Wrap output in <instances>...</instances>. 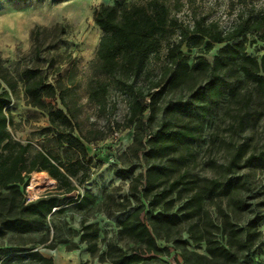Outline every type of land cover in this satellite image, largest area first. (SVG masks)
Here are the masks:
<instances>
[{"label":"trees","instance_id":"16d2710c","mask_svg":"<svg viewBox=\"0 0 264 264\" xmlns=\"http://www.w3.org/2000/svg\"><path fill=\"white\" fill-rule=\"evenodd\" d=\"M93 19L102 35L90 62L92 76L88 81L87 98L103 111L112 83L128 96L123 126H134L132 149L142 154L145 164V171L132 177L125 196L113 199L106 195L102 202L109 213L137 205L120 222L118 231L121 239L131 241L134 246L123 249L116 242H109L107 249L100 252L99 260L109 264H142L167 253L172 247L181 258L177 264H252L250 252L261 242L263 233L258 224L264 217V210H250L243 196L246 184L232 180L221 184L217 177L189 175L182 168V158L178 163L171 160L179 147L192 137V129L188 126L176 128L164 122L153 132L146 133L144 124L155 120L159 102L169 91L188 88L199 101L210 99L219 103L223 97L221 75L233 67H237L264 98V52L252 56L244 50L240 52L239 43L229 45L230 41L247 34L264 41V11L242 3L235 23L227 30L219 21L209 20L207 15L194 16L192 25H182L163 0H146L130 6L101 5L94 11ZM39 33V29L33 31L34 39ZM175 33H178L177 39H173ZM164 41L167 53L162 74L148 86H138V78L150 55L157 53ZM222 43L230 52L217 56L213 66L202 56L189 62L187 53L193 49L204 46L207 53L215 44ZM34 51H40L37 44H34ZM5 63L0 55V239L8 233L27 235L44 224L53 210L58 211L56 207L60 203L53 193L25 202L24 191L32 172L46 171L56 180L58 190L70 193L76 189L72 178L83 169L88 157L84 142L103 138L102 132L79 130L68 101L70 88L62 86L59 76L52 82L39 69L30 68L24 71L25 104L45 112L49 121L46 129L56 132V141L61 147L66 145L75 151L66 156L64 162L44 149L30 155L31 144L14 140L8 129L13 123L9 114L10 98L18 82ZM211 68L215 73L212 78L208 75ZM234 95L242 108H246L252 91ZM56 97L63 108L46 101V98ZM240 155L232 153L224 164L227 172L236 168ZM218 187H222L229 211L223 214L220 224L213 221L205 207L206 194ZM95 199L86 193L78 206L85 207ZM246 212L251 216L240 224L241 215ZM82 229L80 241L95 255L99 251V228L88 223ZM215 231L226 235L225 243L214 238ZM48 239V235L42 239V247L55 249L56 245L46 244ZM159 241L170 243V246H161ZM202 243L205 244L204 253L196 250ZM0 264L54 262L53 257L44 256L38 248L15 246L0 247Z\"/></svg>","mask_w":264,"mask_h":264},{"label":"rangeland","instance_id":"374dc122","mask_svg":"<svg viewBox=\"0 0 264 264\" xmlns=\"http://www.w3.org/2000/svg\"><path fill=\"white\" fill-rule=\"evenodd\" d=\"M146 0H0V55L6 61L5 66L15 76L18 85L11 95L9 114L13 123L8 127L14 140L31 144L29 153L44 149L58 156L64 162L66 156L75 151L56 141V132L46 129L48 117L42 110L25 104L24 71L36 68L42 71L50 81L58 76L62 86L70 88L68 101L73 108L79 130L102 132L103 138L84 142L88 157L84 167L72 178L76 189L62 193L57 189V182L46 171H34L30 181L37 176L49 178L50 183L37 185L38 194L53 193L60 205L47 216L44 224L39 225L27 235L8 233L0 239L1 248L42 247V239L49 236L46 244L62 246L67 252L76 250L81 264H109L101 262L99 254L107 249L109 242H116L123 249L134 244L118 236L120 222L137 206L131 205L126 210L109 213L102 204L106 195L120 199L128 193L133 176L145 171L144 158L132 149L134 126L124 128L126 122L128 96L114 83L111 84L106 100V109L101 111L90 102L88 81L92 76L90 66L95 57L102 30L94 22V11L101 5L130 6ZM173 16L182 25H192L194 16L207 15L209 20H217L227 30L237 19V11L242 3L264 11V0H163ZM39 29V36L34 39L33 31ZM178 38V33L173 39ZM240 45L249 55L264 52V41L256 35L247 34L244 38L230 41L229 45ZM34 44L40 47L34 51ZM186 51V47L183 46ZM230 52L225 43L215 44L210 52L193 49L187 53L190 63L197 56H202L214 65L215 58ZM167 45L164 41L157 53L151 54L137 85L148 86L158 79L166 62ZM211 68L209 77L214 76ZM222 99L219 103L199 101L192 95V90L184 88L167 92L159 102L160 109L153 122L144 124L146 133L153 132L162 123L170 122L181 128L188 126L193 135L182 144L171 162L178 163L182 158V168L191 176L217 177L221 184L227 180L242 182L247 188L243 196L250 205V210H264V98L255 91L237 67L223 73L220 79ZM198 87V86H197ZM195 87V89L197 88ZM252 91V98L246 108H242L236 95ZM10 91V90H9ZM236 96V97H235ZM56 107L63 108L59 98H46ZM78 136L79 133L76 131ZM241 157L234 170L228 171L224 164L232 153ZM84 171V173H83ZM85 176V177H84ZM84 179L82 180L81 178ZM86 193L96 199L85 207L78 202ZM226 197L222 187L212 189L205 196V207L215 223L220 224L224 213H228ZM60 208V209H59ZM143 216V214L141 215ZM250 212L241 215L240 224ZM92 223L99 228V251L92 255L85 242L80 241L83 225ZM262 231L261 242L250 252L252 264H264V217L258 224ZM187 237V234H183ZM213 236L225 243L226 235L215 231ZM161 246L169 245L159 241ZM191 248L195 249L192 245ZM197 251L204 253L202 243ZM181 261L179 253L172 247L162 255L142 264H177ZM54 262V257H53ZM55 263V262H54Z\"/></svg>","mask_w":264,"mask_h":264},{"label":"bare ground","instance_id":"6f19581e","mask_svg":"<svg viewBox=\"0 0 264 264\" xmlns=\"http://www.w3.org/2000/svg\"><path fill=\"white\" fill-rule=\"evenodd\" d=\"M42 182L50 183L51 181L49 178L39 177L33 178L31 181V186H37L40 185ZM54 254V264H67L66 256L67 254L63 251L62 246H59L55 249H52Z\"/></svg>","mask_w":264,"mask_h":264},{"label":"crops","instance_id":"0c3cea01","mask_svg":"<svg viewBox=\"0 0 264 264\" xmlns=\"http://www.w3.org/2000/svg\"><path fill=\"white\" fill-rule=\"evenodd\" d=\"M39 251L47 257H54L52 249L49 248H41ZM63 251L67 254L66 259H67V264H81V259L79 256V253L76 250L69 251L67 252L64 248Z\"/></svg>","mask_w":264,"mask_h":264},{"label":"built area","instance_id":"2783aa9c","mask_svg":"<svg viewBox=\"0 0 264 264\" xmlns=\"http://www.w3.org/2000/svg\"><path fill=\"white\" fill-rule=\"evenodd\" d=\"M38 186H31V181L29 179L28 184L25 187V191H24V198H25V202H31L34 201L40 197L46 196L47 194H38V192L36 191Z\"/></svg>","mask_w":264,"mask_h":264}]
</instances>
